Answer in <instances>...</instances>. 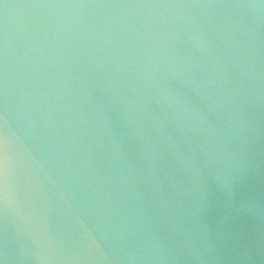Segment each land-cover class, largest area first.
I'll list each match as a JSON object with an SVG mask.
<instances>
[{
    "label": "water",
    "instance_id": "95a60500",
    "mask_svg": "<svg viewBox=\"0 0 264 264\" xmlns=\"http://www.w3.org/2000/svg\"><path fill=\"white\" fill-rule=\"evenodd\" d=\"M0 264H264V0H0Z\"/></svg>",
    "mask_w": 264,
    "mask_h": 264
}]
</instances>
